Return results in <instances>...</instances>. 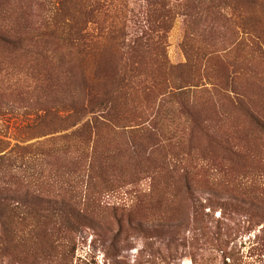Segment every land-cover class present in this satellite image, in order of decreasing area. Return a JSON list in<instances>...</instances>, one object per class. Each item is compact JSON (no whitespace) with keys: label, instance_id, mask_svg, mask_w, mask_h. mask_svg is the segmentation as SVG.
<instances>
[{"label":"rangeland","instance_id":"rangeland-1","mask_svg":"<svg viewBox=\"0 0 264 264\" xmlns=\"http://www.w3.org/2000/svg\"><path fill=\"white\" fill-rule=\"evenodd\" d=\"M41 1L24 0L36 21ZM227 2L234 10L208 13L195 26L175 17L165 43L171 69L152 61V50L139 83L91 75L108 120L90 134V167L76 155L51 156L47 146L49 101L76 95L80 81L50 77L48 59L0 45V156L23 167L36 160L31 169L40 171L41 183L52 181L56 194L88 219L90 227L59 239L66 262L264 264V132L253 118L264 121V2ZM4 3L0 12L17 10L23 0ZM106 4L103 28L151 30L144 0ZM96 62L90 60L91 70ZM67 180L75 182L70 192L58 188ZM191 198L202 205L197 220ZM235 201L240 209L216 207Z\"/></svg>","mask_w":264,"mask_h":264},{"label":"trees","instance_id":"trees-1","mask_svg":"<svg viewBox=\"0 0 264 264\" xmlns=\"http://www.w3.org/2000/svg\"><path fill=\"white\" fill-rule=\"evenodd\" d=\"M107 1L42 0L35 13L38 21L31 18L35 9L29 2L25 4L24 0L17 10L4 6L0 12L1 46L48 59L53 64L49 68L50 77L65 74L69 75V80L77 78L80 81L75 82L76 95L63 99L51 98L49 101L46 116L51 120L48 133L51 136L47 146L51 156L67 158L76 155L83 168L86 160H90L88 166H91L94 156L88 145L93 128L97 127V123L108 120L104 99L96 102L97 95L89 86L91 75L104 72L111 75L118 85L139 83L138 78L142 75L140 67L152 50L156 51V56L150 59L165 69H171L166 59L165 43L176 16L195 26L208 13L222 17L229 5L234 10V5L228 4V0H144L147 4L144 21L151 30L128 33L116 27L117 24L112 25L111 29L103 28L100 24L105 19H101V15L108 12ZM8 2L5 0L4 4ZM14 16L15 19H11ZM91 24H97L98 31L89 29ZM125 24L123 22L120 26ZM91 59L98 61L94 63L93 70L90 68ZM49 82L50 88L54 89L56 84L52 79ZM77 84L82 85L83 97L75 90L78 89ZM181 88L176 87L177 91ZM107 94L103 93L104 96ZM58 107L61 110H57ZM64 111L68 112L61 114ZM253 118L264 132V121ZM63 131L68 132L55 135ZM35 161L23 167L16 161L0 156V264H70L62 257L64 253H57L61 245L59 239L74 230L82 232V229L90 227L85 214H81V211L75 213L62 195L59 197L56 194L53 187L57 185L52 181L49 184L41 183L40 171L31 169L32 166L38 168L39 164ZM74 186L75 182L67 180L65 185L58 188L70 192ZM185 187L189 191L187 182ZM234 199L237 200V197ZM191 202L197 220L203 216L201 213L199 215L202 205L200 202L196 204L193 198ZM216 207L240 209L236 201ZM216 207L212 209L213 212Z\"/></svg>","mask_w":264,"mask_h":264}]
</instances>
